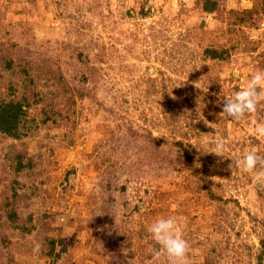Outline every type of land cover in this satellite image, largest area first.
<instances>
[{
  "label": "rangeland",
  "instance_id": "1",
  "mask_svg": "<svg viewBox=\"0 0 264 264\" xmlns=\"http://www.w3.org/2000/svg\"><path fill=\"white\" fill-rule=\"evenodd\" d=\"M202 1L0 0V89L29 101L0 133V264H167L147 229L169 216L190 264H264V187L235 165L264 157V102L222 113L264 70V0Z\"/></svg>",
  "mask_w": 264,
  "mask_h": 264
},
{
  "label": "clouds",
  "instance_id": "2",
  "mask_svg": "<svg viewBox=\"0 0 264 264\" xmlns=\"http://www.w3.org/2000/svg\"><path fill=\"white\" fill-rule=\"evenodd\" d=\"M261 102H264V70L256 71L245 87L236 91L233 97L224 99L222 113L227 118L239 122L248 115L257 113ZM255 132L258 136L264 137V121L257 124ZM210 153L223 157L224 143L217 142ZM235 165L245 173L254 174L257 185L264 187V157L255 151H249L242 159L235 161ZM258 166L260 170H257ZM229 167L231 168L232 165ZM147 231L159 246V252L166 257L167 264H190L188 258L190 245L183 237L176 217H160L148 227Z\"/></svg>",
  "mask_w": 264,
  "mask_h": 264
},
{
  "label": "trees",
  "instance_id": "3",
  "mask_svg": "<svg viewBox=\"0 0 264 264\" xmlns=\"http://www.w3.org/2000/svg\"><path fill=\"white\" fill-rule=\"evenodd\" d=\"M217 0H203L202 8L207 12L214 11L216 9ZM240 14V12H239ZM242 15V14H241ZM205 53H208L210 59H221L223 55V50H220L216 47H207L205 48ZM55 88L59 86H63L60 79L57 77H52ZM151 82L155 84L154 81L149 79ZM30 83L25 85V89H29ZM53 92V91H51ZM29 105V101L24 93L20 96H16L15 93L9 89V87L0 89V133L6 137H10L13 139H19L22 136L21 124L23 122V117L25 116L27 110L26 107ZM130 129V128H129ZM132 131V130H131ZM138 139H140V135H138ZM24 167V163H22L20 155L17 156L15 161L14 169L18 172L20 169ZM10 218V224L13 229L23 233L28 234L31 233L34 229L31 224L32 217L22 218L16 214L15 211L8 212ZM47 236L44 237V241L47 243ZM64 246L60 247V249H54L52 245L46 246L45 244H41L39 247L38 253L45 257H52L54 260H59L60 257L63 256ZM258 258L264 252V237L259 239V247H258ZM76 260V264H82L83 256L78 255Z\"/></svg>",
  "mask_w": 264,
  "mask_h": 264
}]
</instances>
